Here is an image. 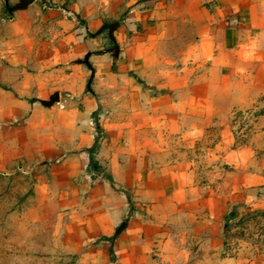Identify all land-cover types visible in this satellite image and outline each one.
Wrapping results in <instances>:
<instances>
[{"label": "crops", "instance_id": "obj_1", "mask_svg": "<svg viewBox=\"0 0 264 264\" xmlns=\"http://www.w3.org/2000/svg\"><path fill=\"white\" fill-rule=\"evenodd\" d=\"M52 1L0 0V174H33L79 264H264L221 255L264 213V0Z\"/></svg>", "mask_w": 264, "mask_h": 264}, {"label": "rangeland", "instance_id": "obj_2", "mask_svg": "<svg viewBox=\"0 0 264 264\" xmlns=\"http://www.w3.org/2000/svg\"><path fill=\"white\" fill-rule=\"evenodd\" d=\"M37 1L40 5L46 4L47 10L56 5L52 0ZM61 1H65L60 4L63 7L75 3L90 8L96 0ZM2 2L4 6L5 2L9 5L11 14L20 10L21 0ZM9 17L7 28L12 33L10 54L13 57L10 73L16 76L23 73L19 69L23 65L19 52L24 46L25 32L23 28H18L17 19L14 20L10 14ZM33 17L29 18L30 22ZM244 120L250 124L252 117L245 116ZM218 137L216 132L212 139L216 141ZM33 178V174L23 167L0 174V264H79L58 225V211L35 196ZM227 231L221 253L223 257L237 256L242 251V257L249 260L264 254V213L243 214L227 224Z\"/></svg>", "mask_w": 264, "mask_h": 264}, {"label": "water", "instance_id": "obj_3", "mask_svg": "<svg viewBox=\"0 0 264 264\" xmlns=\"http://www.w3.org/2000/svg\"><path fill=\"white\" fill-rule=\"evenodd\" d=\"M36 2V0H21L20 5L18 6V9L23 10V9H27L30 5L34 4ZM110 30H111V34L112 32L115 30L116 26H109Z\"/></svg>", "mask_w": 264, "mask_h": 264}]
</instances>
